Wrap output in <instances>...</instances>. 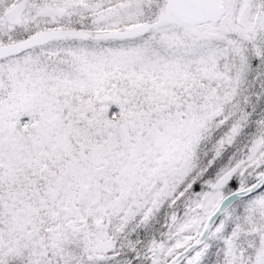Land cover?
I'll list each match as a JSON object with an SVG mask.
<instances>
[{"label": "snow or ice", "instance_id": "obj_1", "mask_svg": "<svg viewBox=\"0 0 264 264\" xmlns=\"http://www.w3.org/2000/svg\"><path fill=\"white\" fill-rule=\"evenodd\" d=\"M0 264H264V0H0Z\"/></svg>", "mask_w": 264, "mask_h": 264}]
</instances>
